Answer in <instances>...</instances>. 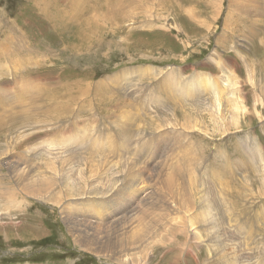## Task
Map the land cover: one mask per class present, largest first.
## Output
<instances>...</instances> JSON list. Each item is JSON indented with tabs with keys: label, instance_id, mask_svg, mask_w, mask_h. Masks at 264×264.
I'll use <instances>...</instances> for the list:
<instances>
[{
	"label": "rangeland",
	"instance_id": "374dc122",
	"mask_svg": "<svg viewBox=\"0 0 264 264\" xmlns=\"http://www.w3.org/2000/svg\"><path fill=\"white\" fill-rule=\"evenodd\" d=\"M247 1L80 0L84 26L71 0H0V54L13 56L0 113L6 87L42 84L12 113L28 121L0 127V185L15 188L0 197V264H264V0ZM60 142L71 167L32 176L39 197L16 189L3 156L44 166ZM149 196L176 205L144 208ZM133 207L170 214L171 232L144 261L95 253L100 224Z\"/></svg>",
	"mask_w": 264,
	"mask_h": 264
},
{
	"label": "bare ground",
	"instance_id": "6f19581e",
	"mask_svg": "<svg viewBox=\"0 0 264 264\" xmlns=\"http://www.w3.org/2000/svg\"><path fill=\"white\" fill-rule=\"evenodd\" d=\"M80 0H71V4L74 6V8H71L70 10V14L66 15V17H69L70 19H73L74 17L78 16L80 17V24L81 25H88L91 21L93 22L94 19L92 16H86L82 18V9L81 6L80 8H78V4ZM117 1V0H116ZM132 1V0H131ZM247 1V0H246ZM40 2V1H38ZM249 2V1H247ZM43 3V2H42ZM215 3V1H214ZM122 3L121 2H116V4H110V6H108L107 4V10L110 9L111 7H119ZM259 4V3H258ZM247 5V4H246ZM245 3L242 5H239L238 7H246ZM45 8V7H44ZM95 8L94 6H92V9ZM69 10V9H68ZM87 7H85V11H87ZM95 10V9H94ZM242 10H244L242 8ZM248 10L245 9L244 12H247ZM66 12V11H65ZM83 12V13H84ZM90 12H93L90 10ZM64 15V14H63ZM86 15V14H85ZM84 15V16H85ZM59 21V20H58ZM74 21V19H73ZM92 24V23H91ZM82 27V26H80ZM67 28V26H66ZM65 28V29H66ZM82 29V28H81ZM84 31V29H83ZM85 31L83 33V39H85ZM87 41H85L86 43ZM264 46V45H263ZM4 51L1 52L0 54V63L2 62H6L4 60H7V58L10 57L9 60V64L12 65L13 61H12V55H10L8 57V55H4ZM29 54V53H28ZM26 57V56H25ZM29 56H27L28 58ZM26 58V59H27ZM29 59V58H28ZM42 59V57H41ZM31 63L33 64V60ZM29 61V62H30ZM27 62V64L29 63ZM18 64V63H17ZM22 64V63H21ZM26 65V64H25ZM30 65V64H29ZM23 66V65H22ZM2 67H4V63L2 65ZM20 68H22L19 65ZM0 69L1 66H0ZM17 69V68H16ZM14 71V70H13ZM16 71V70H15ZM4 72V71H3ZM2 76V73H0V77ZM208 77V79H205L204 83L206 82L207 84L210 85V77L209 76H205ZM202 78V76H199L197 74H195L194 77L188 79L186 81V85H192L194 82L199 81ZM29 79V78H28ZM217 79V78H216ZM222 79V78H221ZM32 80V79H31ZM36 80V79H33ZM14 82V81H13ZM36 82V81H35ZM12 83V81L10 82ZM33 83V82H32ZM31 83V84H32ZM214 83V82H213ZM16 88L14 91H10L9 86L6 87L8 90V94H6V98H7V102L5 103V106L7 107V112L4 113H0V127L2 126V121L5 120V114L6 117L8 118V120H15L16 123L19 122H23V121H28V120H20L19 118L15 119V116L12 115V113H16L15 109L17 108V104H19L20 100V104L19 107L21 106H26L28 103V95H32L35 94L36 92L39 91L40 89V84H33V85H29V83L26 80H18L16 81ZM216 87H214L212 84V86L215 88V93L213 94L214 98V102H220L222 100V98L220 96H218L220 88L221 87V80L220 82H218L217 80L215 81ZM226 84V83H225ZM201 85V84H200ZM4 86V85H3ZM12 86V85H11ZM34 87V90L31 94L32 88ZM4 88V87H3ZM13 88V87H11ZM14 89V88H13ZM223 89H226L225 86H223ZM0 90H2V88L0 87ZM6 90V91H7ZM4 94V93H3ZM40 95V94H39ZM200 95V94H199ZM203 96V95H202ZM218 96V97H217ZM33 98V97H32ZM43 98V97H42ZM45 98V97H44ZM200 99V96L198 97ZM235 98V97H234ZM237 98V97H236ZM41 102L42 99L40 100ZM200 101V100H199ZM203 101V100H201ZM4 97L2 96L0 98V105H4ZM45 102V101H44ZM197 102V101H196ZM42 104V103H40ZM195 104V103H194ZM198 105V103H196ZM195 104V105H196ZM204 104V103H203ZM207 104V103H206ZM196 105V106H197ZM209 106V103L207 104ZM194 106V105H193ZM194 106V107H196ZM217 106V107H216ZM219 105L218 104H214L213 103V107L218 111L219 110ZM209 109H212L209 107ZM13 111V112H12ZM38 116L41 118L42 120L46 117L45 113H40L39 115L36 116V120H33L32 118H30L29 120H31V122L35 125V128L37 127V122H40V119H38ZM196 116V115H195ZM51 117V116H49ZM52 118V117H51ZM194 118V116H193ZM41 120V121H42ZM45 120V119H44ZM52 121V120H51ZM59 121V120H58ZM47 122V121H46ZM30 123V122H29ZM25 124V123H24ZM22 125V124H21ZM49 127V126H48ZM16 128V127H15ZM33 128V127H32ZM42 128V127H41ZM51 128V127H50ZM48 128V129H50ZM19 131V130H18ZM67 133V132H66ZM69 133V131H68ZM23 135V134H22ZM21 135V136H22ZM61 138V137H60ZM62 140H65L63 138H61ZM66 141V140H65ZM68 143V142H67ZM67 143H62L60 142L58 144V147L56 148V150H52L48 152V158H50L51 160H48L44 166L42 165H32L30 164V167L28 166H24L23 165H19L16 164V162L10 163L9 160L3 156V161L2 164L6 165V168L9 172V174L11 175L13 182L16 186V189H20L23 188L25 189V191L29 194H33L36 197L40 196V193L36 191V193H32L34 192V188L35 186L30 184V179L32 178V176H35L38 172L42 173L45 172L47 170H50L51 173L48 175L51 176V174L54 173V171L58 174H63L64 170L66 168H70L71 165L70 163L65 164V159L63 158V154H61L62 152H66V150L70 151L72 150V148L69 147H65L64 145H66ZM8 148V147H7ZM11 148V147H10ZM145 148V147H144ZM253 148V147H252ZM255 148V147H254ZM143 149V148H142ZM10 150V149H9ZM144 151V150H143ZM69 153V152H68ZM7 155V154H6ZM142 155V154H141ZM32 158H34L36 155L32 154L31 155ZM252 157V156H251ZM250 157V159H251ZM72 159V158H71ZM253 160V157H252ZM68 161V160H67ZM136 164H138V162H136ZM158 166V165H156ZM206 167V166H205ZM246 170V169H245ZM244 170V171H245ZM177 172V170H175ZM179 171V170H178ZM206 171V170H205ZM68 172H71V170H69ZM210 172V171H209ZM242 172V171H241ZM252 172V171H251ZM240 175V174H239ZM238 175V176H239ZM227 180V179H226ZM12 181V180H11ZM56 179L54 180L53 178H51L50 180V186H49V190L48 193H50L52 186L55 184ZM159 189V188H158ZM195 191H197V189L195 188ZM15 192V188L13 189H6L3 188L0 185V197L4 196L5 198H12ZM156 191H154L153 194H155ZM198 192V191H197ZM193 197L196 196V198L198 199V196L195 195V192H191ZM206 194V193H205ZM185 198V194L182 195ZM151 196L143 199V205L145 206L144 208H148L152 205H155V201H157V204H161L165 209H168L169 211H173V207L176 205V203H171L168 199H151V200H147L148 198H150ZM1 200V199H0ZM184 202H188L192 199H183ZM202 202V199H199ZM173 202V201H172ZM140 203V202H139ZM138 204V203H136ZM141 205V206H143ZM136 207V206H135ZM143 208V207H142ZM177 208V207H176ZM175 208V209H176ZM141 209V208H140ZM139 210H137L136 208H131L130 212L127 213L126 215L122 216L119 218V221L117 224H115L114 226H111V224H106L104 226H102V224H100V226L98 227V230L96 227L95 230L98 231L97 235H92V238L94 239V252L95 253H99L102 256L106 257L109 256L111 257L112 260L117 259V260H132V256H136L139 259L143 260L146 257V254L143 255L144 252V248L147 249L150 248V246L156 245L153 244L154 240H159V237L161 239H163L164 235L167 234L168 231L171 232V224L173 223H169L167 221V218L170 214H158V215H152V216H145V215H136L138 213ZM199 215V214H198ZM206 216V215H205ZM189 218V217H188ZM191 218V217H190ZM193 218V217H192ZM177 219V218H176ZM200 219V217H199ZM205 219V217H204ZM169 220V219H168ZM203 221V220H202ZM213 221V220H212ZM190 222V221H189ZM205 222V221H203ZM184 223V222H183ZM207 223V222H206ZM173 225V224H172ZM192 222H190L188 224V226H192ZM205 225V224H204ZM184 226V224H183ZM214 226V225H213ZM212 226V227H213ZM180 227V226H179ZM210 227V226H209ZM231 227V226H230ZM92 228V227H90ZM194 228V227H193ZM79 229V228H78ZM177 229V228H176ZM213 229V228H212ZM173 230V229H172ZM209 230V228H208ZM103 232V233H102ZM173 232V231H172ZM176 232V231H175ZM91 237V236H90ZM209 237V236H208ZM227 240V239H226ZM233 241V240H231ZM235 245V243H233V246ZM154 248V247H153ZM91 251V250H90ZM152 251V250H151ZM231 257H234V255L232 253H230ZM231 259V258H229ZM146 260V259H145ZM144 261V260H143ZM263 264V263H262Z\"/></svg>",
	"mask_w": 264,
	"mask_h": 264
}]
</instances>
